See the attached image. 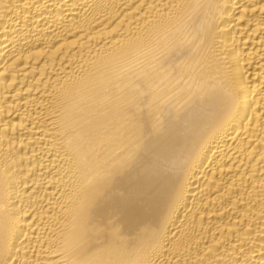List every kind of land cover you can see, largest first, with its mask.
Instances as JSON below:
<instances>
[{"label": "bare ground", "instance_id": "6f19581e", "mask_svg": "<svg viewBox=\"0 0 264 264\" xmlns=\"http://www.w3.org/2000/svg\"><path fill=\"white\" fill-rule=\"evenodd\" d=\"M0 264H264V0H0Z\"/></svg>", "mask_w": 264, "mask_h": 264}]
</instances>
